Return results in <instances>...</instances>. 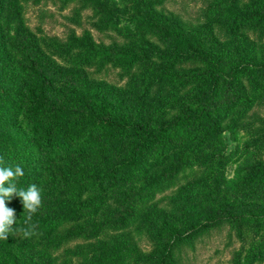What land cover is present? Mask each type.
<instances>
[{"label": "trees", "instance_id": "1", "mask_svg": "<svg viewBox=\"0 0 264 264\" xmlns=\"http://www.w3.org/2000/svg\"><path fill=\"white\" fill-rule=\"evenodd\" d=\"M41 1L0 0V22L9 5L21 7V4ZM145 4L152 9V16L131 18L137 28L133 31L137 34L133 45L123 43L116 49H101L82 40L77 45L84 47L85 52L89 50L92 57L101 54L102 64L141 66L144 76L163 86L192 85L191 92L168 99L178 106L184 103L187 109L182 117L157 130L144 127L138 118L129 116L104 95H96L99 83L84 90L57 87L42 67L36 69L40 63L36 55L37 39L22 21L20 32L29 51L22 59L15 60L0 24V65L8 67L4 76L13 86L18 81V93L32 98L27 131L17 125L19 112L13 113L15 123L6 128V105H0V156L5 160L4 166L23 168L24 176L17 181L18 188L26 190L36 184L43 198L41 208L33 216L38 234L25 238L20 233L18 242L0 240V264H45L39 262L41 255L59 250L74 240L93 238L111 226L126 230L140 219L157 193L177 185L178 175L185 171V167L178 165L163 169L172 157L166 149L178 141L177 134L169 128L189 129L194 121L201 120L206 128L199 142L204 143L212 133L220 132L222 126L221 83L238 84L247 75L255 89L264 88V0H213L206 21L191 28L156 11L151 3ZM109 20L106 19L107 23ZM152 36L165 37L170 42L159 47ZM77 76L86 78L83 73ZM1 84L0 76V92ZM144 172L150 175L138 202L123 215L96 225L92 216L115 194V187L130 181L133 174ZM256 174L264 181V166ZM188 192L185 189L181 195L179 220L184 225L194 222L200 214L195 209L193 195ZM6 203L20 216L19 224L14 227H24L26 213H23L22 198L14 194ZM227 212L230 211L202 209L201 217L218 220ZM249 213L254 221L264 217V205H255ZM165 227L172 235L160 237L157 259L142 254L131 242L130 235L122 233L101 241L104 249L96 253V260L100 264H121L119 256L129 250L135 264H172L173 248L184 236L183 227L174 223H167ZM193 228L191 225L190 232ZM87 253L85 245L76 244L74 255L86 259Z\"/></svg>", "mask_w": 264, "mask_h": 264}, {"label": "rangeland", "instance_id": "2", "mask_svg": "<svg viewBox=\"0 0 264 264\" xmlns=\"http://www.w3.org/2000/svg\"><path fill=\"white\" fill-rule=\"evenodd\" d=\"M145 3H151L156 11L187 23L191 28L206 21L213 0H42L38 4H21V7L9 5L0 24L15 60L22 59L29 51L20 32L22 21L37 39L36 55L40 63L36 69L42 67L57 87L84 90L99 83L96 95H104L129 116L138 118L144 127L157 130L182 117L187 109L184 103L178 106L168 99L191 92L192 85L163 86L144 76L141 66L102 64L101 54L92 57L89 50L85 52L84 47L77 45L79 40L101 49H116L123 43L133 45L132 41L137 38L133 31L137 28L131 18L152 16V9ZM152 37L159 47L170 42L165 37ZM2 65L0 105H6V128L15 123L13 113L19 112L17 125L27 131L32 98L18 93V81L15 86L7 81L4 70L8 67ZM77 73L85 74L86 78H79ZM222 88L219 105L221 103L224 118L220 132L212 133L203 143L199 140L206 123L201 120L194 121L189 129L169 128L177 134L178 141H173L166 149L172 157L163 169L175 165L185 167L178 175L177 185L157 193L140 219L126 230L111 226L101 230L98 236L83 237L43 254L39 262L100 264L96 253L104 249L101 241L122 233L130 235L140 252L151 255L154 260L159 255L160 237L172 235L165 224L174 223L183 227L185 238L175 243L172 264H264V217L254 221L249 213L255 205H264V181L256 174V170L264 166V88L255 89L247 75L238 84L221 83ZM149 175L146 172L133 174L130 181L116 186L115 194H111L103 209L92 216L96 225L105 219L119 217L133 207ZM191 185L195 186L191 188ZM185 189L188 195H193L195 209L200 213V217L195 216L196 220L188 225L179 220L181 195ZM226 203L229 205H224ZM202 209L230 212L224 213L221 219L209 220L201 217ZM16 219L19 224L17 214ZM191 225L195 228L190 232ZM8 239L18 242L21 235L10 233ZM78 243L88 250L86 259L74 255ZM119 257L121 264H135L129 250Z\"/></svg>", "mask_w": 264, "mask_h": 264}, {"label": "clouds", "instance_id": "3", "mask_svg": "<svg viewBox=\"0 0 264 264\" xmlns=\"http://www.w3.org/2000/svg\"><path fill=\"white\" fill-rule=\"evenodd\" d=\"M5 160L0 156V240H7L9 234L22 233L25 238L37 235L38 225L33 223V216L42 206V190L31 184L26 190L17 187V181L24 176L20 165L4 166ZM22 198L24 227L15 228L17 223L15 209L7 206L13 195Z\"/></svg>", "mask_w": 264, "mask_h": 264}]
</instances>
